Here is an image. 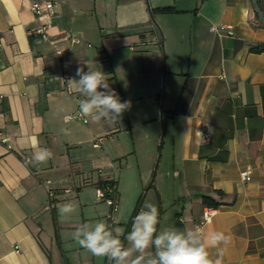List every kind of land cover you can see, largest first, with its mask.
Returning a JSON list of instances; mask_svg holds the SVG:
<instances>
[{
    "label": "crops",
    "instance_id": "0c3cea01",
    "mask_svg": "<svg viewBox=\"0 0 264 264\" xmlns=\"http://www.w3.org/2000/svg\"><path fill=\"white\" fill-rule=\"evenodd\" d=\"M40 1L54 4L50 19L31 12ZM258 2L261 11L256 0H0V138H7L0 142V264H107L72 239L78 225L98 220L119 228L131 247L124 239L131 225L117 209L119 180L97 167L99 156L98 172L86 174L81 157L88 147L107 159L105 150L96 153L98 140L120 135L137 143L135 127L156 121L129 109L114 123L66 121L80 111V97L67 85L77 67L103 71L122 102L142 103V89H155L148 100L159 106L163 132L161 173L151 187L160 220L163 187L177 203L176 227L231 237L222 264H264V52L251 50L264 46L256 12L264 15V0ZM163 7L175 12L155 11ZM42 24L45 39L28 35ZM222 26L232 34L211 30ZM129 86L140 93L134 100ZM44 147L52 158L33 166V153ZM119 148L123 157L124 143ZM247 167L250 177L242 181ZM110 182L116 210L109 218L90 192ZM203 198L217 209L205 224L202 211L210 205ZM65 203L76 211L61 219L57 209ZM209 252L215 257V249Z\"/></svg>",
    "mask_w": 264,
    "mask_h": 264
},
{
    "label": "clouds",
    "instance_id": "9594fccd",
    "mask_svg": "<svg viewBox=\"0 0 264 264\" xmlns=\"http://www.w3.org/2000/svg\"><path fill=\"white\" fill-rule=\"evenodd\" d=\"M67 85L80 97V113L96 122H117L131 106L130 101H121L111 88L108 76L100 70L88 67L85 72L83 67H77ZM52 155L48 148H40L33 153L30 163L37 167L47 164ZM57 211L63 219L76 208L72 203H65ZM159 223L157 206L145 202L124 237L130 248L119 238L121 230L103 220L78 225L72 239L93 256L106 258L107 264H222L224 248L231 241L229 235L222 231L206 234L200 226L184 229L169 226L158 232ZM210 248L216 250L215 257L210 255Z\"/></svg>",
    "mask_w": 264,
    "mask_h": 264
},
{
    "label": "rangeland",
    "instance_id": "374dc122",
    "mask_svg": "<svg viewBox=\"0 0 264 264\" xmlns=\"http://www.w3.org/2000/svg\"><path fill=\"white\" fill-rule=\"evenodd\" d=\"M148 78L150 77L148 76ZM138 81L139 80L137 78L131 79V83L133 85L138 84ZM121 82L124 83L125 80L122 79ZM152 82L154 83L153 79ZM126 91L131 92L132 100H134L133 98L140 95V93L137 92L134 87L129 86V89ZM165 91V83H163L160 91L158 89L156 93L159 94V100H161V95ZM151 94L154 98L156 97L155 89H142V103L131 101V106L129 108L131 113H133L135 116H143L142 119L146 118L156 121L149 122V124H144L148 126H143V124L141 123L140 125H137L135 127V134L140 137V139L135 138V140L138 141L137 143H133L131 138H126L125 140V138L121 137L120 135H118V137L113 141V137H104L105 141L103 140V142L102 140H98L95 147H98L96 153H100L105 150L107 159L104 158V155H95V153H93V150L89 149L88 147L81 157L82 169H84L86 174L91 175V172L93 171L98 172L94 169L93 160L96 157L98 158L99 156V158L96 160V163L98 164L97 167H100L102 172H107L109 176H115L117 180H119V193L122 199L117 203V209L118 207H121L122 216L124 217V220H126L124 222H126L127 225H131L133 217L141 211L142 206L145 202H150L157 206L158 210L160 209L157 190L155 189V187H151V184L153 180V174L156 171L158 175L161 173V167L156 170L157 161L160 156L159 147L162 146V140L160 138L159 141H157V136L159 132L162 136L163 127L159 117L160 114L157 115L159 106L157 105V103H152L148 100L149 95ZM142 136H147V138L142 139ZM106 140H109V142H106ZM123 143L124 151L127 152L123 157H121V154H116L120 152L119 146ZM133 149L136 150V154L127 155V153L132 151ZM150 154H156V158H154L153 162H150ZM165 161L166 158L164 156L161 166L165 163ZM107 162H110L111 164H108ZM161 188V194L164 192V212L163 217L157 226L158 232L164 227L175 226V216L177 210V203L174 202L173 192L170 191V189L164 191V188ZM90 193L91 197H93L94 200L96 198L97 202L103 204L106 207L107 216H112L114 214H112V211L110 212L111 208L107 205V203L99 198L97 190L93 189V192Z\"/></svg>",
    "mask_w": 264,
    "mask_h": 264
},
{
    "label": "built area",
    "instance_id": "2783aa9c",
    "mask_svg": "<svg viewBox=\"0 0 264 264\" xmlns=\"http://www.w3.org/2000/svg\"><path fill=\"white\" fill-rule=\"evenodd\" d=\"M53 7L54 4L50 1H40V2H34L30 6L31 12L34 14L35 17L39 19H50L53 15ZM48 28V24H42L40 27H38L35 30H31L28 32L29 36H36L40 35L44 39L46 38V30ZM227 30L228 34H232L231 27L229 26H222V27H214L211 30L214 31L215 33H219L220 30ZM73 42H77L76 40ZM72 119H78L82 120L84 123H87V119L85 116H83L80 111H77L73 114L67 115L65 117V120H72ZM202 136L204 138H209V132L205 131L202 133ZM7 138H0L1 143H6ZM25 162H29L30 160L28 158L24 159ZM251 174V168L247 167L240 173V177L242 181H247L250 177ZM115 186L113 187H105V189H97V193L99 198H101L103 201L107 203V205L111 208L112 211L116 210V200H115ZM67 192V191H65ZM48 196H49V208L53 209L55 207V202H54V191L53 190H48ZM217 209L212 206H205L202 211V221L201 224L209 223L213 219V217L216 214ZM109 218L111 216H108Z\"/></svg>",
    "mask_w": 264,
    "mask_h": 264
},
{
    "label": "trees",
    "instance_id": "16d2710c",
    "mask_svg": "<svg viewBox=\"0 0 264 264\" xmlns=\"http://www.w3.org/2000/svg\"><path fill=\"white\" fill-rule=\"evenodd\" d=\"M257 2V5H258V8L259 10L261 11V8L259 6V2L258 0H256ZM156 12H160V13H166V14H170V13H173L175 12V10L172 8V7H163V8H159V9H155ZM264 16V15H262ZM253 52H256V53H260V52H264V46H257V47H253L251 49ZM113 187L115 186V184L113 182H110L109 184H105L104 187L100 188V189H105V187ZM203 201L204 203H206L207 205H210L211 206V203L208 202V200L206 198H203ZM213 207V206H212ZM131 223V222H130ZM180 224V223H179ZM180 226V225H179Z\"/></svg>",
    "mask_w": 264,
    "mask_h": 264
},
{
    "label": "water",
    "instance_id": "95a60500",
    "mask_svg": "<svg viewBox=\"0 0 264 264\" xmlns=\"http://www.w3.org/2000/svg\"><path fill=\"white\" fill-rule=\"evenodd\" d=\"M256 12H257L259 18L262 20V22H264V16H262V14H261L260 11L258 10L257 6H256Z\"/></svg>",
    "mask_w": 264,
    "mask_h": 264
}]
</instances>
